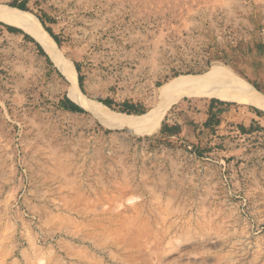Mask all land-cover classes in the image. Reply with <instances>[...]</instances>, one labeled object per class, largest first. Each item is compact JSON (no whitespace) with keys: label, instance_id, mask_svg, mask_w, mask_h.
Wrapping results in <instances>:
<instances>
[{"label":"rangeland","instance_id":"rangeland-1","mask_svg":"<svg viewBox=\"0 0 264 264\" xmlns=\"http://www.w3.org/2000/svg\"><path fill=\"white\" fill-rule=\"evenodd\" d=\"M12 3L116 113L147 114L169 80L215 67L264 95V0H0ZM3 25L0 264H264L263 111L183 98L153 136L108 128L67 110L66 77Z\"/></svg>","mask_w":264,"mask_h":264},{"label":"bare ground","instance_id":"bare-ground-1","mask_svg":"<svg viewBox=\"0 0 264 264\" xmlns=\"http://www.w3.org/2000/svg\"><path fill=\"white\" fill-rule=\"evenodd\" d=\"M0 23L21 30L34 39L66 77L67 97L108 128L128 129L145 137L153 136L160 131L166 112L183 98L210 97L223 102L252 106L264 112L262 93L232 71L215 67L210 73L183 75L169 80L158 88L156 107L147 114L116 113L91 100L81 91L71 57L58 47L35 16L18 8L0 5Z\"/></svg>","mask_w":264,"mask_h":264},{"label":"trees","instance_id":"trees-1","mask_svg":"<svg viewBox=\"0 0 264 264\" xmlns=\"http://www.w3.org/2000/svg\"><path fill=\"white\" fill-rule=\"evenodd\" d=\"M11 7H14V8H18L20 10H25V4H22V5H18L16 3H12L10 4ZM4 27H6L10 32H16L15 29L11 28V27H8V26H5L3 25ZM50 36L54 39L55 42H57V38L56 36H54L50 30H46ZM26 39H28L29 41L33 42L34 43V40L31 39L29 36L26 35ZM38 48H39V51L42 55H44V52L43 50L41 49V47L39 45H37ZM46 56V55H44ZM76 68L77 70L79 71V67L78 65H76ZM79 85H80V88L82 87V78L80 77L79 78ZM214 102H218V101H214ZM104 105H106L107 107H110V103L109 102H102ZM66 105H67V110L69 111H75V112H83L82 109H80L78 106H76L74 103H72L69 99H66ZM125 107V110L124 112L128 113V114H136V115H139V113L134 109L135 106L134 105H131L129 103H125L123 105ZM257 112V111H256ZM207 126H208V123H207ZM177 128L175 127H172V128H167V130H165V128L162 129L161 133L162 134H166V135H169V136H173V134H178V132H176ZM241 131L245 132V128L244 127H241Z\"/></svg>","mask_w":264,"mask_h":264},{"label":"crops","instance_id":"crops-1","mask_svg":"<svg viewBox=\"0 0 264 264\" xmlns=\"http://www.w3.org/2000/svg\"><path fill=\"white\" fill-rule=\"evenodd\" d=\"M211 110L213 111L214 110V107H211ZM174 125H168V128H172ZM181 126V128H180V133L178 132V134H173V136H169V135H167L168 137H172V138H174V137H178V136H181L182 134H188V136L190 135V133H191V129H190V126H188V125H180ZM166 135V134H165Z\"/></svg>","mask_w":264,"mask_h":264},{"label":"water","instance_id":"water-1","mask_svg":"<svg viewBox=\"0 0 264 264\" xmlns=\"http://www.w3.org/2000/svg\"><path fill=\"white\" fill-rule=\"evenodd\" d=\"M72 102V101H71ZM75 104V103H74ZM77 105V104H76ZM78 106V105H77Z\"/></svg>","mask_w":264,"mask_h":264}]
</instances>
